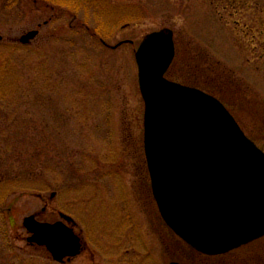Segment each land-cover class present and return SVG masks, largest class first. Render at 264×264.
Wrapping results in <instances>:
<instances>
[{"label":"rangeland","instance_id":"374dc122","mask_svg":"<svg viewBox=\"0 0 264 264\" xmlns=\"http://www.w3.org/2000/svg\"><path fill=\"white\" fill-rule=\"evenodd\" d=\"M162 29L175 43L166 77L217 97L264 151V0H0V264H60L22 225L62 213L87 246L64 264H264V237L196 252L157 221L150 182L141 192L134 54Z\"/></svg>","mask_w":264,"mask_h":264},{"label":"water","instance_id":"95a60500","mask_svg":"<svg viewBox=\"0 0 264 264\" xmlns=\"http://www.w3.org/2000/svg\"><path fill=\"white\" fill-rule=\"evenodd\" d=\"M37 35L32 30L20 42ZM174 54L170 29L147 34L135 52L153 197L184 242L205 255L226 253L264 236V152L219 100L165 77ZM23 226L27 242L45 247L55 261L80 253V237L62 221L30 215Z\"/></svg>","mask_w":264,"mask_h":264},{"label":"flooded vegetation","instance_id":"af4514ba","mask_svg":"<svg viewBox=\"0 0 264 264\" xmlns=\"http://www.w3.org/2000/svg\"><path fill=\"white\" fill-rule=\"evenodd\" d=\"M4 1H7V0H4ZM0 40H2V38H0ZM251 52V51H250ZM254 57V56H253ZM147 174V173H146ZM149 181L147 182V184H146V186L144 187L142 184L140 185V187H141V192L143 193V195H145V198L147 199V198H149ZM134 191V190H133ZM145 191V192H144ZM151 196V195H150ZM153 200V199H152ZM158 217H160L159 216V214H158V216H156V219H157V221L159 220L158 219ZM128 221V223H129V225H130V229H133V231L135 232V234H136V236H137V238L141 235V233L139 234V231H138V226H136V224L134 223V221H133V218L132 217H130V220H127ZM163 223V222H162ZM134 224V225H133ZM158 226V225H157ZM156 226V227H157ZM157 230H158V232L157 233H159V229H158V227H157ZM141 232V231H140ZM78 235L80 236V238H81V240H82V247H81V249H80V254L83 252V251H85L86 249H87V246H86V243H85V241H84V239H83V236L80 234V233H78ZM140 238V237H139ZM127 252H129L128 250H126V253ZM142 253H143V251H142ZM145 255L146 256H148L146 253H145ZM68 262V260H64L62 263H60V264H64L65 262ZM174 261H176V260H174ZM179 262V261H178ZM181 263V262H180Z\"/></svg>","mask_w":264,"mask_h":264}]
</instances>
